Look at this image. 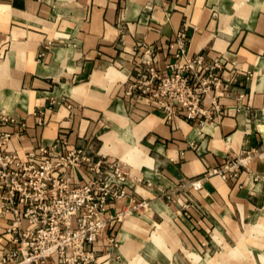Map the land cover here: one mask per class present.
<instances>
[{"label":"crops","instance_id":"1","mask_svg":"<svg viewBox=\"0 0 264 264\" xmlns=\"http://www.w3.org/2000/svg\"><path fill=\"white\" fill-rule=\"evenodd\" d=\"M184 25L189 56L222 58V84L203 96L209 117L167 120L131 85L148 47L168 72ZM0 130L20 159L64 139L127 173L94 264H264V0H0ZM12 220L0 216V256Z\"/></svg>","mask_w":264,"mask_h":264},{"label":"built area","instance_id":"2","mask_svg":"<svg viewBox=\"0 0 264 264\" xmlns=\"http://www.w3.org/2000/svg\"><path fill=\"white\" fill-rule=\"evenodd\" d=\"M189 43L184 25L176 35L177 51L165 74L156 69L154 50L148 47L140 62L141 80L131 85L161 106L167 120L177 113L189 120L209 117L203 96L222 84V58L207 62L203 53L191 57ZM213 103L218 107L215 100ZM10 140L11 133L0 130V216L13 217L6 233L15 244L3 252L0 264H94L96 255L90 246L112 220L120 218L119 214L108 215V208L126 196L130 182L127 173L110 160H95L92 148H69L64 139L42 145L38 154L23 160L9 148ZM82 165L100 173L85 182H76L63 172L57 174ZM210 173L226 177V169L213 168ZM194 185L200 187L199 182Z\"/></svg>","mask_w":264,"mask_h":264},{"label":"rangeland","instance_id":"3","mask_svg":"<svg viewBox=\"0 0 264 264\" xmlns=\"http://www.w3.org/2000/svg\"><path fill=\"white\" fill-rule=\"evenodd\" d=\"M115 161H117L118 162V160H115ZM141 203H143V202H141ZM148 205V203H146V205H142L144 208L145 207H148L147 206ZM159 210H161V212L162 213H165L166 214V212H167V210H166V208L162 205V206H160L159 207ZM133 215V214H132ZM134 216V215H133ZM167 216V215H166ZM168 217V216H167ZM140 220H141V222H140V224H139V226H145V227H147L148 229L150 228V224L148 223V221H145V220H143V219H141L140 218ZM138 226V227H139ZM165 226H166V223H165ZM165 226H161L160 228H162V231H165L166 229L164 228ZM158 228V227H157ZM156 228V229H157ZM156 229H154V231L156 230ZM154 231H153V233H154ZM166 239V236H165V234L163 235V238H162V240H163V242H165L164 240ZM262 240L260 241V247H263L264 248V246H261V244H262ZM164 244V243H163ZM240 247L242 246V247H246V243H241L240 245H239ZM238 249V250H237ZM237 249H234L232 252L234 253V255H235V253L236 252H240L242 255H243V253L240 251V249H239V247H237ZM187 253V252H186ZM187 255L192 259V257H191V255L189 254V253H187ZM262 256H263V258H264V253H262ZM198 257H199V260H202L201 259V257L198 255ZM243 257H244V255H243ZM224 259H226V264H228V262L230 261V258L229 257H227V256H224ZM208 260V259H207Z\"/></svg>","mask_w":264,"mask_h":264}]
</instances>
